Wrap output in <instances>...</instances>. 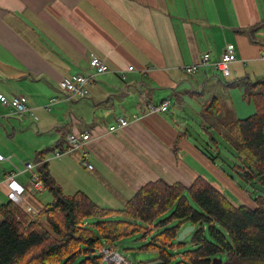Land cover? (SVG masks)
Listing matches in <instances>:
<instances>
[{
	"label": "crops",
	"instance_id": "1",
	"mask_svg": "<svg viewBox=\"0 0 264 264\" xmlns=\"http://www.w3.org/2000/svg\"><path fill=\"white\" fill-rule=\"evenodd\" d=\"M227 45L234 47L235 60L229 75L222 77L212 63ZM262 53L264 0H0V93L7 98L24 96L33 113L28 117L40 122L35 124L38 134L55 136L50 151L62 155L52 156L58 160V177H53L63 191L66 186L72 193L81 191L96 205L113 210L123 209L148 182L188 187L201 176L217 188L200 175L196 165L217 172L190 144L188 132H181L187 125L182 121L189 100L205 88L211 91L204 112L222 114L220 87L228 92L239 88L234 97L239 104L246 81L264 78ZM204 54H209L210 63L186 74L185 68L198 65ZM92 59L101 60L108 71L94 76L87 97L68 101L53 92L59 91L57 84L64 77L94 75ZM51 98L58 100L52 106L54 117L44 109ZM212 99L216 104L206 109ZM164 101L170 104L166 112L145 114L146 105ZM8 113L0 105V136H6L0 146L6 158L0 162V180L16 169L11 161L18 154L9 147L16 130H29L28 118L3 116ZM167 113L176 121L164 116ZM120 117L128 126L108 133ZM71 133L88 134L90 141L82 150L65 153ZM178 134L181 139L176 142ZM83 154L91 170L80 164ZM28 160L20 159L17 169ZM10 164L13 170L2 174ZM23 175L15 179L25 185L29 175ZM209 178L217 183L211 174ZM6 194V187L0 186V205L8 201ZM37 198L38 203L25 198L28 210L38 209Z\"/></svg>",
	"mask_w": 264,
	"mask_h": 264
},
{
	"label": "trees",
	"instance_id": "2",
	"mask_svg": "<svg viewBox=\"0 0 264 264\" xmlns=\"http://www.w3.org/2000/svg\"><path fill=\"white\" fill-rule=\"evenodd\" d=\"M242 98L255 112L223 125L224 139L242 164L234 167L238 176L264 190V78L247 80ZM214 104L212 99L205 107ZM180 139L178 134L176 142ZM45 152L35 154L34 164L45 186L42 193L51 199L46 203L47 198L30 195L40 203L35 212L10 200L0 205V264H76L79 257L84 259L78 264H100L104 246L115 247L136 234L140 241L150 238L139 250L157 251L153 262L169 264L177 255L169 249L187 244L176 242L186 226L194 227L190 247L174 264H213L217 259L220 264H264V197L253 199L254 207L235 205L199 176L188 187L148 182L123 209L113 210L96 205L81 191L65 194L49 173ZM156 228L163 229L153 233Z\"/></svg>",
	"mask_w": 264,
	"mask_h": 264
},
{
	"label": "rangeland",
	"instance_id": "3",
	"mask_svg": "<svg viewBox=\"0 0 264 264\" xmlns=\"http://www.w3.org/2000/svg\"><path fill=\"white\" fill-rule=\"evenodd\" d=\"M215 75H217L216 72ZM220 78L221 81L224 82L223 78ZM220 89L221 90L218 96L220 97V106L222 108V114L220 116H217L213 111L209 113L202 111L204 105L210 98H207V96L211 91L210 88H205L202 94L196 97L197 99L193 100L191 98L189 100L192 102L189 103L190 107L188 106V111L186 113L187 117L182 121L186 122L187 125L185 128H183V130H181V132H184L185 130L188 132L190 144L198 150L197 153L202 158L204 156V158L208 161L211 167L217 172L215 174H212L204 170L201 165H196L200 175L206 177L208 180L213 182V184L219 190H221L222 193H224V195L227 196L235 205L251 206L254 203L253 199L257 197H264V190L255 182H244L236 173L237 169H234V167H242V164L235 157V150L233 148L232 143L224 139L223 125L230 121L236 119H245L253 115L255 112V108L252 103H247L246 101H244L242 96L239 99V104L237 103V99H234V97L236 98V94L239 93V88H233L229 90V92L228 90L223 89V87H220ZM53 92L57 93L59 91ZM171 101L172 103H174V100ZM224 101L225 103H223ZM228 102L230 104H228ZM55 108L56 107H51V113H49L50 116L48 115L49 117H54V114L56 112H52V110H54ZM228 108L229 110L227 111ZM231 108L233 109V111L231 110ZM240 109H242V114H240ZM42 116H46V113H42ZM164 116H166L168 119L176 121V118L172 116V114L167 113L164 114ZM26 118H28L29 121L27 125L29 130L26 131V126H24L22 130H25L23 133H20V131L16 130L17 134L15 135L14 139L11 140V145L9 146L12 153L18 154L17 158L11 161L16 168L14 171H17L16 166L22 158H29L30 160L28 161H30L31 164H34L35 152L41 149L40 152L43 150L46 151L43 156L45 161L48 162L49 173L53 176L56 173V166L58 160L53 159V152L50 151V149L54 147L53 139H55V136H53L52 134H47V131H44L43 134L39 135L35 125L36 123H38V121L34 122L33 119L28 116H26ZM45 120L49 124L53 123L52 119L46 118ZM39 124L40 122L38 123V125ZM2 138L4 140L6 136L4 134L0 136V146H3ZM3 152L6 153V150H3ZM12 164H10L9 166L4 165V171L2 172V174L4 172H8V169L13 170ZM1 170L2 168L0 169V171ZM33 172L36 173V168L33 170ZM210 174L213 176V179L217 181V183L212 181L211 178H209ZM216 174L219 177L216 176ZM28 175L29 174H25L23 175V177L26 179ZM56 177L58 176L56 175ZM222 183L227 186L226 189H224L222 186H219ZM68 191H71L70 194L72 193V190H69V187L66 186V188L64 189L65 194H69ZM41 194L42 193H36L31 194V196L38 197ZM0 197L4 199V197H2L1 195ZM40 197L47 198L46 203H48L51 199L50 195L46 192L43 196H39V198ZM24 204L25 202H23V204L21 205L23 206ZM88 222L92 224L94 220H88ZM170 226L171 225H168L167 227ZM162 229L163 228H156L153 233H157ZM191 235L192 234L189 233L183 240V242L187 243L184 247H178L177 249H169L170 252H172L173 254H177L175 259L172 260L169 264H174L178 262L179 257L181 256V252L185 251L184 249H189ZM139 238H141L140 234L125 237L120 241H117L115 243V247L120 254L125 256L134 264L152 263L158 257V252L139 250L141 246L150 242V238H147L146 241H140ZM83 259V257L77 258L76 264H78Z\"/></svg>",
	"mask_w": 264,
	"mask_h": 264
},
{
	"label": "built area",
	"instance_id": "4",
	"mask_svg": "<svg viewBox=\"0 0 264 264\" xmlns=\"http://www.w3.org/2000/svg\"><path fill=\"white\" fill-rule=\"evenodd\" d=\"M264 60V53L260 56ZM235 60V49L232 45H227L216 62H213V67L219 72L222 77H227L230 73L229 65ZM210 63L209 54H204L201 57L200 63L198 65H192L185 68L186 74H194L199 67L206 66ZM90 65L93 68L94 75H83V74H73L69 77H64L60 79L57 84L59 92L64 95L66 100H71L73 98H85L89 94L88 86L90 85L92 79L96 75H102L108 71L106 65L98 59H92ZM132 67L128 68L131 71ZM122 78L124 77L123 72H121ZM58 103L56 98H51L48 104L44 107L45 110L50 111L51 107ZM0 105L9 110L8 116L4 117H15L22 119L26 116L33 115L30 108L27 106L26 98L24 96H14L8 99L5 95L0 93ZM170 104L168 101H164L158 105H146L145 114H162L166 112ZM139 118L138 115L133 116L134 120ZM129 122L127 119L122 117L117 119V124L109 126L108 133H114L118 129L125 128L128 126ZM66 150L65 153L79 151L84 149V147L90 141V136L88 134H75L71 133L66 136ZM55 157H59L62 154L55 151ZM6 158L0 153V162L5 161ZM80 164L91 170L92 165L87 162V155L83 154L80 158ZM36 168L35 164H31L30 161L22 163V169H17V171L8 173L0 180V186H4L7 189L6 197L8 200L13 201L17 205L23 204L25 198L31 194L42 193L45 190V186L42 181L38 179L36 173L33 170ZM29 174L27 183L25 185L20 184L16 181V177ZM101 260L100 264H134L125 256L120 254L117 249L113 246H104L101 249Z\"/></svg>",
	"mask_w": 264,
	"mask_h": 264
},
{
	"label": "water",
	"instance_id": "5",
	"mask_svg": "<svg viewBox=\"0 0 264 264\" xmlns=\"http://www.w3.org/2000/svg\"><path fill=\"white\" fill-rule=\"evenodd\" d=\"M194 230V227L193 226H186L184 227L181 232L178 234L177 238H176V242H182L185 237L189 234V233H192ZM218 260V263H213V264H220L221 263V260L220 259H217ZM148 264H160V261H157V262H152V263H148Z\"/></svg>",
	"mask_w": 264,
	"mask_h": 264
}]
</instances>
